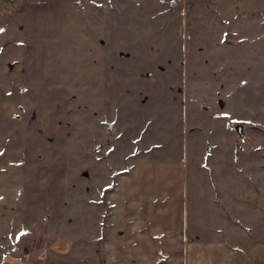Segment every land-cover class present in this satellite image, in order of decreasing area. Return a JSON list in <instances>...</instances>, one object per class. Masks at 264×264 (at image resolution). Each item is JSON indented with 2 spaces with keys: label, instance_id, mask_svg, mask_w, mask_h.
Wrapping results in <instances>:
<instances>
[{
  "label": "rangeland",
  "instance_id": "1",
  "mask_svg": "<svg viewBox=\"0 0 264 264\" xmlns=\"http://www.w3.org/2000/svg\"><path fill=\"white\" fill-rule=\"evenodd\" d=\"M0 1L21 43L19 82L0 85V264H104L110 123L126 84L159 69L188 68L205 99L227 89L213 106L229 132L209 116L203 132L228 166L221 198L264 238V0Z\"/></svg>",
  "mask_w": 264,
  "mask_h": 264
},
{
  "label": "crops",
  "instance_id": "2",
  "mask_svg": "<svg viewBox=\"0 0 264 264\" xmlns=\"http://www.w3.org/2000/svg\"><path fill=\"white\" fill-rule=\"evenodd\" d=\"M3 5L0 1V10ZM0 29V85H12L19 82L21 63L13 10L0 14ZM177 43L184 46L187 63L188 43L180 38ZM186 72L188 68L139 72L141 80L126 84L132 92L120 103L123 120L110 123L117 130L111 144L115 149L109 156L110 182L103 184L98 206L107 213L99 218L97 234L105 235L104 264H264V238L254 235L253 224L232 214L219 194L227 184L228 166L219 159L218 142L203 132L206 116L229 132L226 119L213 106L220 96L227 98V89L218 86L212 97L202 98L201 88L208 84L204 79L190 81ZM173 74L178 81H171ZM160 82L164 86L157 87ZM139 94L141 103L128 104ZM206 102L211 103L208 109ZM107 185L110 191L104 197ZM231 198L235 206H250Z\"/></svg>",
  "mask_w": 264,
  "mask_h": 264
},
{
  "label": "snow or ice",
  "instance_id": "3",
  "mask_svg": "<svg viewBox=\"0 0 264 264\" xmlns=\"http://www.w3.org/2000/svg\"><path fill=\"white\" fill-rule=\"evenodd\" d=\"M4 31V29H0V33H2ZM21 235H26V233H21Z\"/></svg>",
  "mask_w": 264,
  "mask_h": 264
},
{
  "label": "water",
  "instance_id": "4",
  "mask_svg": "<svg viewBox=\"0 0 264 264\" xmlns=\"http://www.w3.org/2000/svg\"><path fill=\"white\" fill-rule=\"evenodd\" d=\"M239 130H241V129L239 128ZM97 146L99 147L100 145L98 144Z\"/></svg>",
  "mask_w": 264,
  "mask_h": 264
}]
</instances>
